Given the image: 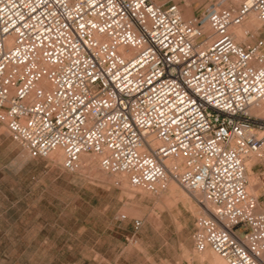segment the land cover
<instances>
[{"label":"built area","instance_id":"built-area-1","mask_svg":"<svg viewBox=\"0 0 264 264\" xmlns=\"http://www.w3.org/2000/svg\"><path fill=\"white\" fill-rule=\"evenodd\" d=\"M187 2L0 0V122L32 157L61 149L70 172L93 153L134 188L177 182L203 207L196 251L264 264V39L233 32L264 24V0L185 16Z\"/></svg>","mask_w":264,"mask_h":264},{"label":"rangeland","instance_id":"rangeland-1","mask_svg":"<svg viewBox=\"0 0 264 264\" xmlns=\"http://www.w3.org/2000/svg\"><path fill=\"white\" fill-rule=\"evenodd\" d=\"M214 1L219 0H202V8ZM221 1L236 6L242 0ZM184 8L191 16L190 1ZM49 160L32 157L0 122V264H174L179 258L219 256L195 250L200 212L193 194L177 182L172 192L150 193L132 187L126 175L103 177L89 165L82 171V161L70 172L63 161L55 166ZM251 168L257 176L247 167L248 178L261 179L258 167ZM123 213L149 222L141 238L130 221L118 218Z\"/></svg>","mask_w":264,"mask_h":264},{"label":"bare ground","instance_id":"bare-ground-1","mask_svg":"<svg viewBox=\"0 0 264 264\" xmlns=\"http://www.w3.org/2000/svg\"><path fill=\"white\" fill-rule=\"evenodd\" d=\"M187 4V3H186ZM188 10V9H187ZM185 10V12H183V13H191L190 12V10ZM185 15V14H184ZM189 15V14H188ZM250 18H253V19H255L256 18V16L254 15V14H249L248 16H247V18L245 19V21L241 24V25H239V26H236V27H234L233 28V32H234V38H235V40H238L240 37H243V38H245V35H244V30H241L240 28L242 27V26H244L245 24H246V22H248L249 21V19ZM256 21V20H255ZM238 42V41H237ZM262 103L264 104V100L262 101ZM262 103H261V105H262ZM262 106H264V105H262ZM86 154V153H85ZM252 157H256V158H258V159H260V160H262V158H260L258 155H252V156H250L248 159H250L251 158V161L249 162V164H248V166L246 165V163H245V165H246V178H247V181H248V184H247V190H248V192L249 193H251L252 195H254V196H258L259 195V188L261 189L262 187H263V185H262V179H258V178H254V177H249L248 178V169H250L251 168V166L255 163V161L256 160H254V159H252ZM50 160H51V162H52V164L53 165H55V166H58V165H61V161H63V158H64V153H63V151L61 150V149H57V150H55L54 152H52V154L48 157ZM247 159V160H248ZM49 160V161H50ZM246 160V161H247ZM259 160V161H260ZM81 161H82V171H83V168H85L86 166H92V168L96 171L97 169H101V167H100V164L98 163L97 164V155L95 154V155H84V154H82L81 155ZM258 161V162H259ZM261 162V161H260ZM247 167H248V169H247ZM101 171H103L102 169H101ZM97 172V171H96ZM100 172V171H99ZM257 174V173H256ZM101 176H105V171H103L101 174H100ZM113 175V174H112ZM111 175V176H112ZM97 176H99V175H97ZM122 176H125L124 174H122ZM173 182H175V181H169V184H168V187H167V189L166 190H168V191H171V189L173 188H171V183H173ZM169 188V189H168ZM173 190V189H172ZM174 191V190H173ZM172 192V191H171ZM176 192V191H175ZM186 193H188V194H190L188 191L186 192ZM176 194H179V193H176ZM191 194H193V197H195V200H196V206H197V210H198V212H202V208H201V206L199 205V203H198V197H199V195L198 194H195V193H191ZM187 195V194H186ZM189 196V195H188ZM191 197V196H190ZM227 263V262H226Z\"/></svg>","mask_w":264,"mask_h":264},{"label":"crops","instance_id":"crops-1","mask_svg":"<svg viewBox=\"0 0 264 264\" xmlns=\"http://www.w3.org/2000/svg\"><path fill=\"white\" fill-rule=\"evenodd\" d=\"M159 2H169L168 0H158ZM190 1V5H191V8L193 7L192 9V15L193 14H198L199 11L201 10L202 8V0H188ZM185 3H181V6L183 8V11L184 9L187 10L189 8V5H188V8H184L185 7ZM205 6V5H204ZM189 10V9H188ZM187 10V11H188ZM246 26L243 28L241 27L240 29L241 30H245L247 28H257L255 30L256 32V36L259 37V38H263L264 39V31L262 32V30H264V24H261V25H258L257 22L255 21V19L253 18H250L248 22H246L245 24ZM260 159H257L256 158V161L255 163H257ZM251 161V159H248L246 161V165L247 163H249ZM254 163V164H255ZM252 167V166H251ZM250 174H253L254 176H257V174L252 170V168H250ZM134 219L136 218H133V219H126L124 221H130V225H131V230H133L137 236H140V238L142 237L141 235L144 234L146 228L148 227L149 225V222L145 219H142V218H139L142 220V225L139 229H135L134 227ZM157 264V263H156ZM163 264V263H161ZM174 264H227L226 261L222 258V257H192L190 259H187V258H179Z\"/></svg>","mask_w":264,"mask_h":264}]
</instances>
